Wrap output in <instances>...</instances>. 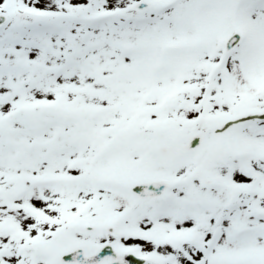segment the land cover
Here are the masks:
<instances>
[{
  "label": "snow or ice",
  "instance_id": "6c2138e0",
  "mask_svg": "<svg viewBox=\"0 0 264 264\" xmlns=\"http://www.w3.org/2000/svg\"><path fill=\"white\" fill-rule=\"evenodd\" d=\"M0 264H264V0H0Z\"/></svg>",
  "mask_w": 264,
  "mask_h": 264
}]
</instances>
